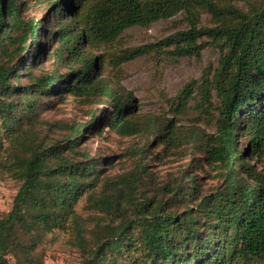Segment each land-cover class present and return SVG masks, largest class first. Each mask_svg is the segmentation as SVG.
<instances>
[{"label": "trees", "instance_id": "1", "mask_svg": "<svg viewBox=\"0 0 264 264\" xmlns=\"http://www.w3.org/2000/svg\"><path fill=\"white\" fill-rule=\"evenodd\" d=\"M39 1L49 3L53 16H57L58 29L51 39L57 38L60 47L53 57L63 61L69 71L64 75H45L33 87L20 90L11 82L20 76L21 65L10 67L0 59V98L11 99L1 103V118L7 129L21 128L24 118L35 112L33 96L53 93L58 85L61 92L91 95L97 88L98 57L84 53L86 44L97 48L114 42L129 28L147 27L186 12L191 24L189 30L158 45L174 44L181 54L198 57L205 44L198 46L196 41L208 35L220 48L219 66L212 72L210 68L204 71L201 85L204 102L209 103L211 92H216L218 129L216 135L198 142L203 143L210 164L220 163L226 170L225 186L203 196L195 212L184 202L185 213H179L169 209L187 197L190 199L196 187H176L171 204L148 197L140 202L130 201L134 199L130 197L134 193L131 188L125 193L119 184L111 186L103 182L108 192L100 201L104 214L123 217L129 212L139 218L135 222L130 218L119 219L118 223L111 220L87 238L85 223L75 211V205L85 194L90 195L88 203L95 198L98 178L93 177L94 162L81 163L69 154L82 135L81 129L69 127L71 133L65 144L50 147L35 146L33 141L28 145L30 135L24 130L28 133L23 132L26 136L23 149L27 153L0 157V172L21 183L11 211L0 218V264H9L10 258L15 264H45L36 255L37 245L43 235L54 230L74 237L80 248L91 255L90 264L264 261V175L246 163V157L253 154L264 161V6L252 7L248 14L214 0H75L81 6L75 14L67 0ZM199 6L211 14L215 27L197 28ZM64 12H72L71 17L67 15V23L62 20ZM40 27L38 22L21 19L17 0H0V55L36 62L41 45ZM16 32H21L20 36L14 37ZM155 46L128 49L118 62L146 55ZM195 83L185 86L178 99L185 103ZM109 94L113 98L112 92ZM114 103L109 127L121 136L136 134L139 128L128 120L133 110L132 99L114 97ZM96 118L93 115V121ZM8 132L11 137L15 131ZM238 135L248 139L247 154L239 149ZM124 195L130 198L124 200Z\"/></svg>", "mask_w": 264, "mask_h": 264}, {"label": "rangeland", "instance_id": "2", "mask_svg": "<svg viewBox=\"0 0 264 264\" xmlns=\"http://www.w3.org/2000/svg\"><path fill=\"white\" fill-rule=\"evenodd\" d=\"M214 1L248 14L252 7L264 6V0ZM67 2L70 7L73 6L75 14L77 9L81 10L77 1ZM17 3L21 7L22 20L41 24L38 32L41 45L36 62L29 63L25 58L0 55V59L10 67L21 65L23 70L18 78L12 80L11 85L23 90L30 85L33 87L45 75H64L69 68L63 61L53 57L60 43L55 37L51 39L58 25L57 16H53L49 3L39 0H17ZM196 12L199 19L197 28L210 29L216 26L205 8L199 6ZM71 13L64 12L62 15L65 23L69 21L67 15ZM190 26L188 15L181 12L173 18L162 19L147 27L129 28L109 44L97 48L86 44L83 47L84 53L98 57L95 69L99 73L95 82L97 88L91 95L80 96L70 90L61 92L58 85V90L53 93L34 95L35 112L24 118L19 129H7L4 125L1 103L11 99L4 96L0 98V157L3 159L13 153L14 156L27 153L23 149L26 144L24 130H28L29 134L25 133L30 135L28 145L33 141L35 146L50 147L65 144L71 133L69 127L81 129L82 135L69 154L81 163L94 162L96 169L93 177L98 178L95 198L88 203L90 195L85 194L75 205V211L82 223H85L83 226L87 238L93 235V231L103 229L105 223L111 220L118 223L119 219L130 218L135 222L139 218L129 212L123 217L105 215L100 206V201L108 195L103 182L111 186L119 184L125 193L131 188L134 193L128 197L124 195V200L133 197L130 201L140 202L148 197L155 201H171V204L176 187H196L190 199L187 197L169 209L179 213H185L186 206L195 212V206L203 196L213 194L225 186L226 170L220 163L217 166L211 165L203 143L198 142L199 139L206 140L216 135L218 129L216 92H211L209 103L204 102L201 85L204 71L211 69L212 72L219 66L220 48L208 35H202L196 41L198 46L205 44L198 57L181 54L174 44L158 45L169 37L189 30ZM20 34L16 32L13 36ZM146 45L157 46L139 58L118 62L124 51ZM9 50L12 51L11 48ZM192 82H196L192 94L184 103V100L178 99V95ZM128 96L132 99L130 107H133L128 120L136 123L139 130L136 134L121 136L109 127V121L115 110L114 97L126 99ZM19 100L25 102L26 99L20 97ZM93 115L97 117L94 121ZM11 130L15 132L9 137L8 131ZM247 143V137L238 135L239 149L245 154ZM246 163L264 175V161L261 158L253 154L246 157ZM20 185L8 173L0 172V218L11 211ZM184 202L186 206L182 205ZM36 255H40L45 264H90L91 260L89 252L82 250L74 237L62 230L43 235L38 242ZM9 264H15L13 258H10ZM224 264H264V261L236 259Z\"/></svg>", "mask_w": 264, "mask_h": 264}]
</instances>
